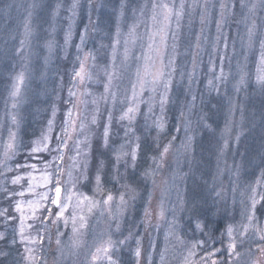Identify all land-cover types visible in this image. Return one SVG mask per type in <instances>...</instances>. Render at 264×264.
Segmentation results:
<instances>
[{
    "label": "rangeland",
    "instance_id": "obj_1",
    "mask_svg": "<svg viewBox=\"0 0 264 264\" xmlns=\"http://www.w3.org/2000/svg\"><path fill=\"white\" fill-rule=\"evenodd\" d=\"M0 264H264V0H0Z\"/></svg>",
    "mask_w": 264,
    "mask_h": 264
},
{
    "label": "water",
    "instance_id": "obj_2",
    "mask_svg": "<svg viewBox=\"0 0 264 264\" xmlns=\"http://www.w3.org/2000/svg\"><path fill=\"white\" fill-rule=\"evenodd\" d=\"M61 194H62V186L58 185L56 187V191H55V198H54V205L55 206H58L60 204Z\"/></svg>",
    "mask_w": 264,
    "mask_h": 264
},
{
    "label": "trees",
    "instance_id": "obj_3",
    "mask_svg": "<svg viewBox=\"0 0 264 264\" xmlns=\"http://www.w3.org/2000/svg\"><path fill=\"white\" fill-rule=\"evenodd\" d=\"M97 36L99 37V34H98ZM92 43H93V42H92ZM92 43H91V44H92ZM91 44H90V45H91ZM90 45H89V46H90ZM207 201H208V200H207ZM203 205H204V204H203ZM203 205H202V206H203ZM205 206H207V204H206ZM201 214H202V213H201ZM202 215H203V214H202ZM210 217H212V216H210ZM210 217H207L208 219L206 218V220H205L206 223H209V226H210V221H211V218H210Z\"/></svg>",
    "mask_w": 264,
    "mask_h": 264
}]
</instances>
